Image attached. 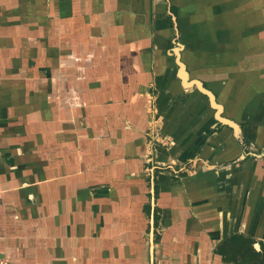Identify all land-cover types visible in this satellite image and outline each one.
I'll list each match as a JSON object with an SVG mask.
<instances>
[{
  "label": "crops",
  "instance_id": "obj_1",
  "mask_svg": "<svg viewBox=\"0 0 264 264\" xmlns=\"http://www.w3.org/2000/svg\"><path fill=\"white\" fill-rule=\"evenodd\" d=\"M256 218L264 0H0V264H237Z\"/></svg>",
  "mask_w": 264,
  "mask_h": 264
},
{
  "label": "trees",
  "instance_id": "obj_2",
  "mask_svg": "<svg viewBox=\"0 0 264 264\" xmlns=\"http://www.w3.org/2000/svg\"><path fill=\"white\" fill-rule=\"evenodd\" d=\"M256 239L244 233H231L215 247L226 262L237 264H264V240H260V249L255 247Z\"/></svg>",
  "mask_w": 264,
  "mask_h": 264
},
{
  "label": "water",
  "instance_id": "obj_3",
  "mask_svg": "<svg viewBox=\"0 0 264 264\" xmlns=\"http://www.w3.org/2000/svg\"><path fill=\"white\" fill-rule=\"evenodd\" d=\"M202 88H203V87H202ZM203 89H204V88H203ZM209 94H210V97H211L212 99H214L213 94H212L211 92H209ZM213 104H214L215 106H217L218 108H220V106H219V105H216V103L213 102Z\"/></svg>",
  "mask_w": 264,
  "mask_h": 264
},
{
  "label": "rangeland",
  "instance_id": "obj_4",
  "mask_svg": "<svg viewBox=\"0 0 264 264\" xmlns=\"http://www.w3.org/2000/svg\"><path fill=\"white\" fill-rule=\"evenodd\" d=\"M254 221H258L259 222V225H260V223L263 225L264 224V220L263 221H261L259 218H256V220H254ZM264 234V233H263ZM262 236H264V235H262Z\"/></svg>",
  "mask_w": 264,
  "mask_h": 264
}]
</instances>
